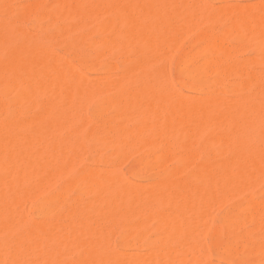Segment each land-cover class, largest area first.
Returning <instances> with one entry per match:
<instances>
[{"label": "bare ground", "instance_id": "6f19581e", "mask_svg": "<svg viewBox=\"0 0 264 264\" xmlns=\"http://www.w3.org/2000/svg\"><path fill=\"white\" fill-rule=\"evenodd\" d=\"M203 1L201 0H63L61 2H58L56 14L58 13L59 15H61V20L63 17H65L64 20L62 21H65V19L68 16H70L68 17V19L69 18L71 19L72 17L73 19L75 18V20H77V23L75 22L74 25L75 27L80 26V24L82 26L83 24L88 23L87 20L89 19L91 20L92 17L95 18H92V21L89 20L90 24L91 22L93 23V20L95 23V19L96 20L99 19V22H101L100 17H102L103 15L102 12H104L103 17L105 16V14L106 15L108 14L107 15L108 18L105 17L107 19L102 21L103 22L102 28L101 27L99 28H101L102 30L103 28L105 30H108L111 33V37L110 38L107 37L106 39L104 38L103 41L100 40L101 43L98 45L102 44L104 47L106 46L108 48L109 45L111 44L114 45L113 43H115L117 44L116 45L117 48L119 46L121 50L124 49L130 51L131 52L130 55L133 54V56H135L134 58H136V60L133 59L135 64H133L132 68L130 67L131 70L130 68H129L130 71L128 69L124 71L122 70L123 71L121 72L122 74L120 73L121 76L120 77L118 76L119 79L113 82L107 81L108 79L104 81H99V77L97 79H94L93 77H92L93 79H88V77L82 74L81 72L77 73L76 75L75 74L73 75V73H71L69 69L70 67H72L73 64H70L71 62L67 60L68 58H66V56L65 59L62 58L63 55L59 54L57 51L56 52H54V50H51L52 52L49 51L50 48L49 49L45 48L44 46L40 45L34 38H32V36L28 35L27 34L28 31H26L27 33L26 32L24 33V31L19 29L23 33L22 32L16 33L12 29L6 28L7 26H5V28L0 27L1 28L0 29V170L6 169L9 178H11L12 181H14L13 186L11 183L12 181L10 182L11 183L10 185H6V183L4 185V183H2L3 185L2 186L0 184L1 230L2 228L3 229L5 228V230L12 229L14 228V225H18L19 223L22 224V222L23 223L26 222L25 221L27 219L26 216L27 214H25L26 211L24 212L23 208H22L23 212L18 211V209L21 210L20 206H23V204L21 203H24L23 202L25 200L24 196L25 198L26 196L28 197V195L32 193V191L33 193L29 195L30 197L36 194H37L36 196H38V194L41 193L40 191H43L42 188L45 187L46 183L52 182L50 180L45 181L41 179L45 177L44 175L43 177L40 176L38 182L37 176L41 174H45L47 175V177H49V179L51 177H52L51 179H53L54 178L53 176H56V181H57L58 178L62 179V177H64L65 173L67 172L71 173L72 175L74 174L73 176L70 175L71 177L68 178V180L66 178L65 179L67 180L66 182L63 181L65 182V184H62L63 182L61 183L63 185L61 188L58 186L57 189L56 187L55 190L56 189L57 190L55 193L53 194L49 193L50 195L48 196L46 195L44 199L40 198L42 200H39L40 202L38 201V203L36 204V209L38 211V214L40 213L39 216L42 215L43 217H45V219L43 220V222L37 224H30L28 229L26 228L27 232L25 231L26 232L25 236L24 235L23 237L21 236V239L17 241L18 247H15L13 245L14 246L13 248L16 249H12L11 247L12 250L11 249L6 250L3 248L5 244L3 245L2 244L3 242L1 243L0 241L1 264H161V263L167 264V262L169 264L172 263L177 264L176 262L180 264V261L182 264H190V263L197 264L198 263L197 260L199 261L200 259L199 256L201 254L206 253L204 256L205 257L206 255L208 256V252H205L207 251L206 250L207 248L205 247V241L203 240L204 237L202 236L203 234H201V237L204 243H202V241L201 243H198L200 241H198V239L196 240V235L198 234L197 231H199L200 233H202L201 231H203V229H200L201 224L202 225L204 224L205 226L208 225L207 223H205L207 222L206 220H209L208 221L209 223L211 221L210 218L212 217V215L209 214L210 212L208 211L211 210L210 206L213 203H217V202L220 203L221 200L228 201L227 199L229 198L230 199L233 197L235 198L236 196L239 197L240 195H243L245 191L248 192V190H250L251 185H253V181H255V184L257 183L256 181L258 180H256V178L260 177L261 179H264V147L262 148L260 147L257 149L256 147L253 148V144H252V138L256 133H257V137L259 136L260 138L264 139V101L257 100L252 95H250L252 96L251 98H248L247 96V98L249 99L248 101L252 103V105H256L255 108L251 109L244 106L247 105L249 107H254L252 105L250 106L249 103L244 104V102L247 101L246 100L247 98L246 99L235 98V101L234 100L231 101V99L227 98L228 97L227 96L226 97V99L228 100L227 101L223 96L224 99H222L223 97L221 98L220 92L218 91L219 89L217 87V84L220 83L218 81H210L204 78L200 71L201 69L199 70L197 68V66L199 65H197L196 67L191 65L192 58L194 57L193 54L195 55L194 52L192 55L189 53H184V54L182 53L180 56H178L179 58L176 66L177 70L175 68L174 69L175 71H178V75L182 76V78L188 77V79H190L188 81H190L191 83V88L190 87L189 88L191 90L193 89V90L202 91L204 93V96L203 95L201 96L203 97L191 95L192 97L194 98L196 97V98L195 99L192 98V100L190 98L189 101H185L180 95L182 93H180L179 90H177V88L174 89L173 88L174 85L168 84L170 81L168 82L165 79H163L166 78L164 77L165 75L164 72H162L163 70L159 72L160 74L162 73L161 75H163V78L160 77V74L158 76V74L155 73L157 72L156 70H154L155 72H150L151 70L148 71V69L150 68L152 69L153 66L151 64L153 63L154 60L156 64V59L159 60L166 59V62L169 61V59H167L169 58L168 55L171 54L169 53V51L174 50L177 43H179V41L182 40V38L180 37H182L184 33L187 31L186 26L189 16H191L193 20H196L195 17L197 18L201 16L202 18L204 17L202 14H204L205 12L204 10H206L207 8L206 7L203 8L202 5ZM5 2H7V0ZM40 5L41 3L40 4L35 3L34 5L30 6L31 9L29 8L30 9L29 11H33L35 13L37 12L38 14H40L41 13ZM5 7L7 6L5 5ZM24 14L25 13H23V15ZM219 14L228 16V18L226 17L229 20L227 21L230 22L228 26V30L237 31V32L240 30V33L242 31L243 33L247 34V36L250 34V37H252L251 35H254L256 37L257 39L256 41L258 44L256 46H258V50L260 52L259 58H261L260 61L261 62L263 61L264 63V11L257 10L255 8L243 9V10L226 8L224 9V11L222 10L221 13ZM23 15H21V17ZM191 17L189 18L188 22L192 20ZM222 19H224V17H222ZM209 21H212V19ZM219 22H221V20L218 21V23ZM208 23L206 22V24ZM70 25L71 24H69V26ZM184 25H186L185 26L186 29L184 28ZM58 27H60V25ZM63 27L65 26L63 25ZM83 27L86 26L83 25ZM57 29L59 30V28ZM184 29L186 30L185 32H183ZM211 29H209L208 32L206 31L207 34L204 33L206 34L204 39L206 40L205 43H207V49H209L208 51H210L212 54L210 58L213 57V60L216 63L218 71L220 70L221 76H223L226 72L229 71L236 72L237 68H240V66L237 67L239 63L237 64L232 60L233 49L231 51L229 50L230 48L228 49L227 45L225 47V45L223 44L222 34H216ZM221 31L223 30L221 29ZM64 33H62L63 36L67 34L66 33L64 35ZM199 36L201 37L203 35H198V37ZM59 37L60 40H62L61 38L63 37L62 36ZM59 37L57 38L59 39ZM71 37L73 38V36ZM192 40H194V37ZM72 41L66 42L67 44H65V47H67L66 49L80 63L85 64L92 68L95 67L101 69V71L104 70L108 72L110 70L111 68L110 65H105L108 63L100 64L99 57L96 56L98 54L94 56L92 54H90L92 56H84L77 50L78 44L76 45L75 42ZM13 43L18 44V46H20L21 48L19 47L20 48L19 50L13 51V49L11 48L13 46ZM116 46L114 45L113 47ZM171 46L172 48L171 50H169ZM62 47L63 46H61V48ZM113 47L111 48L113 49ZM111 48L109 47V49ZM118 50L120 49H117L115 53H118ZM234 53H236V51ZM99 54H101V52H99ZM127 55L125 54V56ZM36 57L44 58L45 60H51L52 63L50 65H47L46 63L39 61ZM206 59L208 58L206 57ZM208 61L205 60L206 66L208 64L207 63ZM197 62L199 64V61ZM161 63L163 62L161 61ZM160 64L158 62V65ZM189 64L191 66H189ZM111 65L113 66V64ZM209 66L207 67V69L209 68ZM211 70L212 69H210V71ZM212 71H214V69ZM259 72H251V73L249 72V74L247 75L244 81L243 79L242 80L240 79V81L242 82L238 83V87L244 88V87H248L249 85H253V87L255 86L257 89L256 90L257 94L263 93L264 73H259ZM49 73L57 74L56 79L54 80L48 79L47 75ZM238 74L239 72H237V75ZM166 76H168L167 73ZM215 80H219V79L216 78ZM228 81L229 80H227V82ZM169 85L172 88H169ZM223 86L225 87L224 84ZM103 88L105 89L111 88L109 89L110 91H112V89L114 90L110 97L108 95L109 98L105 102L108 105H113L114 108L115 107L120 108L122 113L120 115L122 117L121 121H120L121 118L120 116H118L119 118L118 120L113 116L104 117L102 116V114H99L97 119V124L96 122L95 123L93 122L96 125L92 129H90V131L88 130V132L84 133V135L82 132L83 136L81 141H78L77 139L65 141L66 138L65 139L63 138V133L66 128L72 125L77 126L81 124V127L77 126L79 127L78 129L80 130V128L83 127V124L86 125L85 120L83 118L81 119L80 115H78L79 111H80L79 113H81V110L83 108L81 104L83 103L79 104L81 108L78 111V109L76 108L78 105L74 103V105L75 104L77 105L75 107L73 103L71 104L72 100L73 102L74 101L78 102L76 99L81 98V102L86 101L88 104L89 101L84 99H88V100L94 99L95 101V99L99 98L100 95L104 93L105 90ZM230 89L233 91L236 90L237 87L236 88L233 87ZM42 94L43 95L45 94V101H42V97H44ZM46 94L48 96H46ZM40 95H41V99H40ZM188 95H190V93ZM49 96L53 98V100L55 101L53 100L51 101ZM46 99H48V101ZM255 99L257 101H255ZM91 101L93 102V100ZM253 102H255L256 104H253ZM16 103H28V104L30 103V105L32 103V106L36 105L38 106L37 107L38 110L39 109L40 110L34 115L27 114L28 116H24V115L20 116L17 115V113H19L20 111H18V109L14 107V105H17ZM92 104L94 106V103ZM22 111L24 110L22 109ZM163 113H165V115ZM83 114H85V112ZM167 114L168 115L171 114L174 118L172 117L167 118L166 117ZM252 114L253 115L258 114L260 120L258 119L256 122V120H254L255 117L250 116ZM260 114L262 115L261 118H260ZM84 116L86 117V115ZM252 118L254 119L252 120ZM133 120H134V124L129 125V121H133ZM86 121L88 123V116ZM79 130L75 132L79 133ZM183 130L184 132L186 131V133L188 132L187 134L190 133L191 136L190 134L186 135V133L183 132L185 134V137H187L188 139L185 140L186 142L185 144H183V146L181 143L182 150L179 154L180 158H186L194 162L199 152L202 149V144H200L201 141H199V139L204 134L206 135L207 132L209 133V131L215 132V133L211 132L213 134L210 135L207 134V139L209 142H214V143L216 142L219 144L220 157L217 158V156H209L207 160L202 163L201 160L200 163L197 164L198 168L197 169L195 168V170L188 172V175H186L183 178L178 177L176 173L172 174L170 172V175L171 174L172 175L171 176L166 175L165 180L163 179L161 182H158L153 185L152 184L149 185L148 182L146 181L147 184L143 182V186L137 185L138 181H136L137 184L128 181L124 176L111 175L105 169L104 170L107 172L103 173L105 171L101 168L98 169H100V172L101 170H103L102 174L100 172L98 173L96 169H92V168L88 169L89 166L84 171H82L81 169H80L81 171L78 170L79 172L75 171L76 169L75 165L77 164V161L79 159L78 157L79 152L76 150V148L77 149L80 148L81 146L80 144L83 143L82 142L83 140L88 141L89 143V141L95 136L97 137V135H99L100 132H108V134H111L112 136L109 137H112L111 138L113 139L112 143H115V146L119 145L120 150L123 149L128 153L129 150L131 149L133 150V148L138 146L148 148V146L152 145V142L154 146L156 144V143L154 144L155 140L158 139V142L159 140L160 142L161 140L165 141L168 137L173 136L175 133L181 132ZM72 132L73 130H71V132H68L67 135L72 134ZM75 132L73 133L76 135ZM74 134L72 135V137L73 136L75 137ZM105 134H103L102 138H100L99 136L98 138L100 139H97L96 137L95 138L97 139V141L101 139L104 140ZM178 134L180 135V133ZM172 138H174V136ZM166 142L167 140L165 141V144H162L163 146H161L163 148L162 150L164 153V154L162 153V155L163 156L165 155L168 156V154L173 155V153L175 152L174 144H169L170 141H168V144ZM159 145H161V143ZM82 148L84 149V146ZM140 148H138L137 150H139ZM175 148L177 147L175 146ZM255 148L257 150H254ZM206 150L211 151L209 149ZM81 151L83 150L81 149ZM117 151L119 152V149ZM143 151L144 153H146L145 150ZM147 152H151V151L147 150ZM84 153H86V151ZM207 153L208 152H206V155ZM124 154L126 153L124 152ZM141 154L142 153H140L139 155ZM172 155H169L170 156L169 158H173L171 157ZM173 156H175V154ZM39 159L41 160L43 159L44 163L42 162L40 163ZM136 159L138 160V158ZM139 160L144 162L145 158L141 157L140 159L139 157ZM188 161L186 160V162ZM81 166H83V162ZM117 171L118 170H116V172ZM61 173L63 176L61 175ZM58 174H60L61 177L57 178ZM133 175L134 174H132V176ZM11 179H9V181ZM74 179L77 181L82 180L84 184L81 182L80 185H86L87 190H88V186H90L89 189L92 190L94 188V190H96L95 192L96 195H98V197L96 196L97 199L93 203L88 204L87 208L73 207L64 202L63 196L65 195V191L67 190L66 188L68 187L69 189L71 187L70 185L75 183ZM40 180H42L43 183ZM56 181L54 179L52 183L55 184L57 183ZM158 181L160 180L158 179ZM261 182H263V180ZM47 185L49 184L47 183ZM36 189L38 190L41 189V190L38 191ZM34 190L38 192L36 191L34 192ZM253 192L255 193V191ZM262 195L264 197V192H262ZM21 197L23 198L20 199ZM253 200L254 202L255 200L258 201L255 198ZM224 201L221 203H224ZM231 201L233 202V199ZM235 202L237 201L235 200ZM16 203L19 204V205L17 204L19 208L16 205ZM55 203H59V206L62 205L65 208L63 215L64 217L67 218L68 222H61V223H67L65 224L67 226L71 225L72 227L73 225H77V226L82 225L83 228L87 229L88 231V229H90L89 225H102L104 230L107 229L109 230L111 225H120V226L127 225L128 223V222L126 223V220H128L127 218L133 217L135 218V222L134 223L131 222L132 224L129 223L130 224L129 226L134 225L133 227H135L136 225V229H138L137 226L140 227L141 225H143L146 227V223L148 224V221L150 219L151 220L154 219L155 223L158 222V224H155L156 226L154 229H156L157 231V228L159 230L160 227L163 236L157 233L159 235V238L160 237L162 238L160 239L157 238L156 240H154L142 235L140 237L141 238L140 241L142 243H145L144 246L146 245L148 246L149 251H147L146 253L136 254V252L138 251L137 250L134 252L133 254L134 256L131 254L129 258L126 254L127 251H125L126 253H124L123 250L120 251L119 253L120 249L118 248H116L118 249V251H116V249H113V251L116 252H112L111 250H108V249H112L110 247L111 246L113 247V245H110L111 242L109 241L111 239L108 241L106 234H104L107 232L102 231L100 233H96L95 232L96 229L93 228V226H91V228L94 229V231L90 229V231L88 232L85 231V234H82L83 232L82 228L81 229L76 228V231H78L79 229L78 233L80 232V230L82 232L80 234L76 232L77 235H75V233L72 232L74 236L70 234L69 237H67L68 234L66 233H65L66 235L65 237L64 233L61 232L60 229L63 228L62 226L58 228L60 233L57 232L52 225L55 226L61 223L58 222L54 223L53 221H52L53 223L52 222L50 223L46 221V216L48 215V212L51 211V208H53L52 205L53 204L55 205ZM82 204L84 205V203ZM15 205L17 206V209ZM230 205L231 204H229L228 206ZM236 205L238 204L236 203ZM226 208L228 211L229 209H231L229 207ZM226 212L227 211H225V214ZM261 212H264V198L260 202L258 201L255 203L253 202L250 203L249 210L247 209L244 215H246L249 218V220L251 219L252 221L254 216L256 214H260ZM53 213L55 214V212ZM59 213L61 214V212ZM24 215L26 216V218L24 217ZM81 215L85 217L84 220L80 219V221L81 220L83 221L76 223L77 222L75 221L76 218ZM207 217L208 219H205ZM242 218L241 220H243ZM224 220L226 221V217L224 218ZM255 221H257V219ZM223 224L221 225L224 226ZM46 225H51V226H47L46 228ZM49 227H51L52 230ZM229 227H231V225ZM196 228H198L197 231ZM140 229L141 228H139L138 232L140 231ZM249 229H251V227ZM65 230H67V227ZM65 230L63 229L64 232ZM121 230L122 229H120V231ZM8 231L11 232L10 230ZM195 231L197 232V234L195 233ZM141 232H142L141 234H143L144 231ZM69 233H71V231ZM110 233L111 230H109V235ZM159 233H161L160 230ZM214 233L216 236L214 240L212 239L214 244V245L212 244V247L213 246L218 247L219 258L234 259V257H236L238 261L242 262V264H264L263 245H259V244L256 245L251 241H249V239L245 238L242 248L239 250L240 248L239 246V248L236 250L235 239H232L231 237L230 238L228 237L226 239H221L220 230L215 229ZM18 237H20V234ZM198 237H200V235ZM17 238L16 240H18ZM119 238L122 239V237ZM137 238H139V236ZM1 239L2 238H0V240ZM12 242L16 243V241H12ZM118 243L119 242L117 241V244ZM200 244H201V249L205 248V250H202L204 251L203 253L201 250H199ZM236 244H239V242ZM8 245H10V242H8ZM45 246H49L51 250L46 251L45 249L48 247L44 248ZM70 246L79 249L78 253H81L77 261L69 260L59 255V250H58L59 248H62L63 250L65 249L67 250V248L69 249ZM19 247H21L20 248L21 252H19V249H17ZM124 247L125 246H123V248ZM179 247L180 250H177V248ZM103 249H107L108 251H106L105 253H98L100 250L103 251ZM187 249L190 250L188 251ZM191 250H192L191 252L192 254L188 253ZM199 251L201 254L198 253ZM28 252L31 254V255L29 254V256L33 257L34 254L35 259L37 258L38 255L40 256L37 263L35 262V260H33L34 262H30V263H28L30 260H27L28 262L26 261L27 258H25V256L26 254H28ZM69 252H73V251L69 250ZM176 252L177 253L179 252L178 254L180 255L182 253L183 256L181 255L180 258L176 257V259H174L175 256H179L178 254L176 255ZM195 252L196 254L198 253L197 256L199 259H197L196 254L195 256H193L194 255L193 253ZM186 253H188V255H191L193 257L192 259L194 260L192 261V259H190L191 256L188 255L186 256ZM125 256L127 257L125 258ZM185 257L188 258L187 263H185L186 260ZM194 257H196V260ZM174 260L176 262H174ZM212 263L218 264V262L215 263L214 261H212Z\"/></svg>", "mask_w": 264, "mask_h": 264}, {"label": "rangeland", "instance_id": "374dc122", "mask_svg": "<svg viewBox=\"0 0 264 264\" xmlns=\"http://www.w3.org/2000/svg\"><path fill=\"white\" fill-rule=\"evenodd\" d=\"M4 1V2H3ZM6 0H0V27H4L5 28V26H7L6 28H10V29H12L14 32H16V33H18V32H22V31H24V33L26 32V31H28V35H30V36H32V38H34L40 45H42V46H44L45 48H47V49H49V51H51V50H54V52H58L59 54H61V55H63L62 56V58H65V56H66V58H68L67 60L68 61H70L71 63L70 64H73L72 65V67H70L69 69H70V72L71 73H73V75L75 74H77V73H82V74H84V75H86L87 77H88V79H97L98 77H99V81H104V80H107V81H115V80H118L119 79V77L121 76V72H123L124 70H129V68L131 67H133V64H135V62H134V60H136V58H134L135 56H133V54L132 55H130L131 54V52L130 51H128V50H124V49H122L121 50V48L118 46V48H117V44H115V43H113L116 47H113L114 45H109V47L111 48V47H113V49L111 48V49H109V47L107 48L106 46L104 47L102 44L101 45H98V44H100L101 43V41L100 40H104V38L106 39L107 37H111V33L108 31V30H105L104 28H103V30L101 29L102 28V21L103 20H106L107 18H108V14L106 15L105 14V16L103 17V15H104V12H102L103 13V15L102 14H99V15H102V17H100V21L101 22H99V17L97 18L98 20H96L95 19V23H94V20H93V23L91 22V24L89 23V20H87L88 21V23H86V24H83V25H85L86 27H83V25L81 26V24H80V26H77V27H75L74 25H75V22L77 23V20H75V18L73 19V17L70 19H68V17H70V16H68L66 19H65V21H62V20H64V18L65 17H63L62 18V20H61V15H59L58 13L56 14V12H57V5H58V2H61V1H63V0H7V2H5ZM201 1H203V0H201ZM206 1V2H205ZM205 1H203L202 2V5H203V8H207L208 9V12H207V9L206 10H204L203 12H204V14H202L204 17L202 18V16L201 17H195V19L196 20H193V18L191 17V16H189L188 17V20H189V18L191 17L192 18V20H190L189 22H188V20H187V26L186 25H184V28H185V26H186V30L184 29L183 30V32H185L184 33V35L182 36V37H180V38H182V40H178L179 41V43H177V45L175 46V48H174V50H171V48H172V46L170 47V49L169 50H171V51H169V53H171L170 55H168V57L169 58H167V59H169V61L168 62H166V59L165 60H159V59H156V64H155V60L153 61V63L151 64L153 67H152V69L150 68V69H148V71H150V72H155L154 70H156L157 72H155V73H157L158 74V76H159V72H161L162 70V72H164V77H166V78H163V75H161L160 74V77L161 78H163V79H165L166 81H170L168 84H171V85H174L173 86V88L174 89H176L177 88V90H179V92L180 93H182V94H180L181 95V97L185 100V101H189L190 100V98H191V100H192V98L193 99H195L194 97H192L191 95H196V96H198V97H200L201 95H203L204 96V93L202 92V91H200V90H191L190 88H191V83H190V81H188V80H190V79H188V77H183L182 78V76H180V75H178V71H175V69L177 70V62H178V56H180L182 53L184 54V53H189V54H193V52L195 53V55L193 54V58H192V62H191V65L192 66H197V65H202V66H197V68L201 71V73H202V75H203V77L204 78H206V79H208V80H210V81H218L220 84H217V87H218V91L220 92V95H221V98L224 96L225 97V99H226V97L227 98H229V99H231V101L232 100H234L235 101V98H243V99H246L247 98V96H248V98H251L252 96L253 97H255L257 100H261V101H264L263 99H264V92L263 93H260V94H257L256 93V87L254 86L253 87V85H249L248 87H244V88H239L238 87V83H241L242 81H240V79L242 80L243 79V81L246 79V77H247V75L249 74V72L251 73V72H259V73H264V63H263V61L261 62L260 61V59L261 58H259L260 57V52H259V50H258V46H256V45H258L257 44V39H256V37L254 36V35H251L252 37H250V34L247 36V34H245V33H243L242 31H241V33H240V30L237 32V31H231V30H228V26H229V24H230V22H228L229 20L227 19L228 18V16H224L223 14H219V13H221V11L223 10L224 11V9H250V8H255V9H257V10H261V11H264V0H205ZM3 3V4H2ZM40 4L41 3V8H40V14H38L37 12V15H36V13L35 12H33V11H29L30 9H31V7L30 6H32V5H34V4ZM2 4V5H1ZM205 4V5H204ZM5 5L7 6V7H5ZM11 5V6H10ZM43 7H45V8H43ZM30 8V9H29ZM9 9H11V10H9ZM26 9V10H25ZM5 10V11H4ZM42 10V11H41ZM56 10V11H55ZM210 10V11H209ZM2 11H3V13H2ZM30 12V13H29ZM210 12V13H209ZM216 12V13H215ZM18 13V14H17ZM19 13H20V15H19ZM23 13H25L24 15H23ZM27 13V14H26ZM28 13H29V15H28ZM33 13H34V15H33ZM42 13H44V14H42ZM15 14H16V16H15ZM54 14H55V16H54ZM205 14H207V15H205ZM215 14H216V17H215ZM219 14V15H218ZM10 15H12V16H10ZM17 15H18V17H17ZM21 15H23L22 17H21ZM41 15V16H40ZM44 15V16H43ZM198 15H200V14H198ZM14 16V17H13ZM25 16V17H24ZM36 16V17H35ZM39 16V17H38ZM43 16V17H42ZM58 16V17H57ZM98 16V15H97ZM96 16V17H97ZM193 16V15H192ZM197 16V15H196ZM206 16V17H205ZM219 16V17H218ZM21 17V18H20ZM59 17H60V19H59ZM105 17H107V18H105ZM209 17V18H208ZM215 19H214V18ZM222 17H224V19H222ZM227 17V18H226ZM15 18H17V19H15ZM25 18V19H24ZM38 18V19H37ZM92 18H95V17H92ZM92 18H91V20L90 21H92ZM208 18V19H207ZM219 18V19H218ZM22 19V20H21ZM54 19V20H53ZM57 19H59V20H57ZM199 19V20H198ZM201 19H203V20H201ZM212 19V21H209V20H211ZM215 20V22H214V20ZM56 20V21H55ZM221 20V22H219L218 23V21H220ZM223 20V21H222ZM228 20V21H227ZM34 21V22H33ZM97 21V22H96ZM204 21V22H203ZM227 21V22H226ZM206 22L208 23V24H206ZM15 23V24H14ZM36 23V24H35ZM97 23V24H96ZM189 23V24H188ZM212 23V24H211ZM14 24V25H13ZM69 24H71L70 26H71V29H70V26H69ZM87 24H88V27H87ZM90 24V25H89ZM186 24V23H185ZM215 24V25H214ZM219 24V25H218ZM33 25V26H32ZM60 25V27H58ZM62 25V26H61ZM63 25L65 26V27H63ZM73 25V26H72ZM94 25V26H93ZM98 25V26H97ZM210 25V26H209ZM34 26H36V27H34ZM38 26V27H37ZM40 26V27H39ZM209 26V27H208ZM226 26V27H225ZM74 27V28H73ZM78 27H81V28H78ZM91 27V28H90ZM99 27H101V28H99ZM206 27V28H205ZM22 28V29H21ZM57 28H59V30L57 29ZM73 28V29H72ZM90 28V29H89ZM212 28V29H211ZM225 28H226V30H225ZM1 29V28H0ZM15 29V30H14ZM22 30V31H20V30ZM69 29V30H68ZM75 29H77V30H75ZM89 29V30H88ZM209 29H211L214 33H216V34H222V36H223V44L225 45V47H226V45L228 46V49L229 50H231L232 51V49H233V52H232V60L234 61V62H236L238 65H237V67H239L240 66V68H237V70H236V72L235 71H229V72H226L225 74H228V75H223V76H221V73H220V70L218 71V68H217V66H216V63H215V61L213 60V57L212 58H210L211 56H212V54H211V52L210 51H208L209 49H207V43H205V39H204V37H205V35L207 34L206 33V31L208 32V30ZM221 29L223 30V31H221ZM65 30V31H64ZM66 30H68V31H66ZM71 30H72V32H71ZM85 32H84V31ZM105 30V31H104ZM65 33H64V32ZM221 31V32H220ZM225 31V32H224ZM70 32H71V34H70ZM182 32V33H183ZM224 34H223V33ZM233 32V33H232ZM23 33V32H22ZM31 33H32V35H31ZM59 33H60V35H59ZM62 33H64V35L65 36H63V34ZM73 33V34H72ZM79 33V34H78ZM204 33H206V34H204ZM231 33V34H230ZM27 34H25V35H27ZM62 34V35H61ZM77 34V35H76ZM83 34V35H82ZM245 34V35H244ZM24 35V34H23ZM56 35V36H55ZM58 35V36H57ZM83 36V38H82V36ZM110 35V36H109ZM182 35V34H181ZM195 35H196V37H195ZM198 35H203V36H199L198 37ZM241 35V36H240ZM243 35V36H242ZM59 36H62L63 38H61L62 40H60V37ZM71 36H73V38L71 37ZM76 36V37H75ZM81 36V37H80ZM186 36V37H185ZM57 37H59V39L57 38ZM184 37V38H183ZM193 37H194V40H192L193 39ZM202 37H203V39H202ZM255 37V38H254ZM80 38H81V40H80ZM192 38V39H191ZM199 38V39H198ZM201 38V39H200ZM245 38V39H244ZM72 39H73V41H72ZM84 39V40H83ZM63 40H64V42H63ZM66 40V41H65ZM75 40V41H74ZM204 40V41H203ZM248 40V41H247ZM61 41V42H60ZM69 41H72V42H75V44L78 46V48H77V50L82 54V55H84V56H94V55H96V54H98V55H96V56H98L99 57V61H100V64H105V63H108V64H105V65H110V70L108 71V72H106V71H101V69H98V68H92V67H89V66H87V65H85V64H82V63H80L77 59H75V57L73 56V55H71V53L66 49L67 47H65V44H67L66 42H69ZM78 41V42H77ZM86 41V42H85ZM177 41V42H178ZM189 41V42H188ZM251 41V42H250ZM84 42H85V44H84ZM248 42V43H247ZM190 43V44H189ZM15 44V45H14ZM57 44V45H56ZM12 45V44H11ZM187 45V46H186ZM189 45H190V47H189ZM61 46H63L62 48H61ZM82 46V47H81ZM85 46V47H84ZM174 46V45H173ZM20 46H18V44H16V43H13V46L11 47L12 49H13V51H17V50H19L20 48H19ZM99 47H101V48H99ZM103 47V48H102ZM184 47V48H183ZM10 48V49H11ZM106 48V49H105ZM186 48V49H185ZM196 48H198V49H196ZM205 50H204V49ZM11 49V50H12ZM63 49H64V51H63ZM109 49V50H108ZM117 49H120V50H118V53H115L116 51H117ZM193 49V50H192ZM102 50V51H101ZM107 50V51H106ZM111 50V51H110ZM236 51V53H234L235 51ZM120 51V52H119ZM122 51V52H121ZM196 51V52H195ZM52 52V51H51ZM53 52V53H54ZM69 52V53H68ZM99 52H101V54H99ZM107 52V53H106ZM130 52V53H129ZM173 52V53H172ZM94 53V54H93ZM106 53V54H105ZM120 53V54H119ZM122 53V54H121ZM57 54V53H56ZM58 54V55H59ZM89 54V55H88ZM90 54H92V55H90ZM125 54L128 56H125ZM57 55V56H58ZM101 55V56H100ZM102 55H104V56H102ZM120 55V56H119ZM71 56H73V57H71ZM129 56H131V57H129ZM133 56V57H132ZM209 56V57H208ZM61 57V56H60ZM122 58V59H120V58ZM206 57L208 58V59H206ZM39 61H41V62H43V63H46L47 65H50L51 63H52V61L51 60H45L44 58H40V57H36ZM65 58V59H66ZM120 60V62H119V60ZM134 59V60H133ZM194 59V60H193ZM212 60V62H211V60ZM258 59V60H257ZM205 60L206 61H208V60H210V61H208L207 63L211 66V68H210V66L207 64V66H206V63H205ZM242 60V61H241ZM249 60V61H248ZM257 61V63H256V61ZM159 62V64L161 63V61L163 62V63H161L160 65H158V62ZM197 61H199V64H198V62ZM165 62V63H164ZM251 62H252V64H251ZM167 63V64H166ZM211 63V64H210ZM254 63V64H253ZM81 64V65H80ZM111 64H113V66L111 65ZM212 64H214V65H212ZM243 64V65H242ZM84 65V66H83ZM168 65V66H167ZM190 64H189V66H191ZM242 65V66H241ZM156 66V67H155ZM158 66H159V68H158ZM163 66V67H162ZM165 66V67H164ZM209 66V68L207 69V67ZM216 66V67H215ZM253 66V67H252ZM86 69H85V68ZM205 67H206V69H205ZM213 67V68H212ZM126 68V69H125ZM131 68H130V70H131ZM168 68V69H167ZM175 68V69H174ZM165 69V70H164ZM210 69H214V71H210ZM241 69H242V71H241ZM253 71H252V70ZM123 70V71H122ZM129 70V71H130ZM159 70V71H158ZM167 70V71H166ZM202 70H204V71H202ZM209 70V71H208ZM217 70V71H216ZM239 70V71H238ZM248 70V71H247ZM259 70V71H258ZM263 70V71H262ZM166 71V72H165ZM168 71H169V73H168ZM206 71H208V72H206ZM177 72V73H176ZM237 72H239V74H241V75H237ZM242 72V73H241ZM246 72V73H245ZM107 73V74H106ZM121 73V74H120ZM166 73H167V75L168 76H166ZM205 73V74H204ZM208 73V74H207ZM218 74V75H217ZM243 74V75H242ZM72 75V74H71ZM230 75V76H229ZM119 76V77H118ZM209 78H208V77ZM241 76V77H240ZM56 77H57V74H55V73H49L48 75H47V78L48 79H50V80H54V79H56ZM90 77V78H89ZM93 77V78H92ZM107 77V78H106ZM118 77V78H117ZM177 77H178V79H177ZM226 77V78H225ZM228 77V78H227ZM106 78V79H105ZM168 78V79H167ZM179 78H181V79H179ZM213 78V79H212ZM219 79V80H215V79ZM224 80H223V79ZM170 79V80H169ZM182 80H183V83H182ZM185 80V81H184ZM227 80H229L228 82H227ZM234 81V82H233ZM172 82V83H171ZM227 82V83H226ZM226 83V84H225ZM230 83V84H229ZM223 84L225 85V87L223 86ZM227 85V86H226ZM232 85V86H231ZM187 86V87H186ZM184 87H186V88H184ZM190 87V88H189ZM233 87H237V89L236 90H231L230 88H233ZM169 88H172L170 85H169ZM105 91H107V92H105L104 91V93L103 94H101L100 95V100H99V98H97V99H95V101H94V99H91V100H93V102L91 101V100H88V99H84V100H87V101H89L88 102V104H87V102L86 101H83V99H82V101L83 102H81V98L79 99V98H77L76 100L79 102H76V101H74L73 102V100H72V102H71V104L73 103V105H74V103H76L74 106L78 109V111L80 110V108H81V106H83V108H82V110H81V113H79L78 111V115H80V117H81V119L83 118L84 120H85V122H86V125L85 124H83V130H82V128H80V130L78 129L79 127H81V124H79V125H77V126H79V127H77V126H75V125H72V126H69L68 128L70 129H68V128H66L65 130H64V133H65V135H64V133H63V138L65 139V141H67V140H72V139H77L78 141H81L82 140V136L84 135V133H86V132H88V130L90 131V129H92L96 124H97V119H98V116H99V114H102V116H104V117H109V116H113L114 118H116V119H118L119 120V118H118V116H120L122 113H121V110H120V108H118V107H115L114 108V106L113 105H108V104H106V100L111 96V94L113 93V89H112V91H110L109 89H111V88H106V89H108V90H106L105 88H103ZM230 90V91H229ZM222 91V92H221ZM224 91V92H223ZM226 91V92H225ZM253 91V92H252ZM184 93V94H183ZM190 93V95H188ZM249 93V94H248ZM200 94V95H199ZM43 95V94H42ZM108 95H109V97H108ZM250 95H252V96H250ZM10 96H12V95H10ZM44 97H42V101H45V94L43 95ZM46 96H48L47 94H46ZM191 96V97H190ZM203 96H201V97H203ZM260 96V97H259ZM50 97V96H49ZM102 97H103V100H102ZM224 97L222 98V99H224ZM232 97V98H231ZM245 97V98H244ZM263 99H262V98ZM44 98V99H43ZM47 98V97H46ZM246 99L245 101L247 102H244V104H248L249 103V105L251 106L252 105V103H250L248 100L249 99ZM260 98V99H259ZM40 99H41V95H40ZM49 99V98H48ZM48 99H46L47 101H48ZM50 99H51V101L53 100V98H51L50 97ZM49 99V100H50ZM236 99V100H237ZM255 99V101H257ZM80 100V101H79ZM227 100V99H226ZM53 101H55V100H53ZM98 101V102H97ZM102 101H103V104H102ZM228 101V100H227ZM94 103V106H93V104L92 103ZM230 102V101H229ZM80 103H83V104H81V106H79V104ZM98 103V104H97ZM17 105H14V107L16 108V109H18V111H20L19 113H17V115H20V116H28V115H34V114H36L37 112H39V110H38V106H36V105H34V103H33V105L34 106H32V103H31V105H30V103L28 104V103H16ZM19 104V105H18ZM243 104V103H242ZM243 104V105H244ZM253 104H256L255 102H253ZM29 106V107H28ZM102 106V107H101ZM104 106V107H103ZM107 106V107H106ZM244 106H246L247 108H255V106L256 105H252V106H254V107H249V106H247V105H244ZM20 109H19V108ZM21 107H22V109L24 110V111H22V109H21ZM85 107V108H84ZM83 109H84V112H85V114H83L84 112H83ZM120 111H119V110ZM100 110H102V111H100ZM100 112V113H97V112ZM119 111V112H118ZM105 112V113H104ZM25 113V114H24ZM257 113V112H256ZM28 114V115H27ZM97 114V115H96ZM117 115V117H116V115ZM164 115H165V113H163ZM84 115H86V117L84 116ZM92 115H93V117H92ZM84 116V117H83ZM87 116H88V123H87ZM163 116V115H162ZM251 117L253 116V117H255V119L254 118H252V120L254 119V120H256V122H257V120L259 119V115L257 114H255V115H250ZM257 116H258V118H257ZM261 114H260V118H261ZM121 117V116H120ZM165 117V116H164ZM166 117L167 118H174L171 114H167L166 115ZM86 118V119H85ZM94 119V120H93ZM121 119H122V117L120 118V121H121ZM84 120H83V122H84ZM260 120V119H259ZM92 122V123H91ZM96 122V124H94V123ZM90 123V124H89ZM130 124H134V120L133 121H129V125ZM93 125V126H92ZM90 126H92V127H90ZM71 127H72V129H71ZM77 127V128H76ZM76 128V129H75ZM87 129V130H86ZM69 130V131H68ZM71 130H73V132H75V131H77V130H79V133H77V132H75L76 133V135L72 132V134H69V135H71V136H69V135H67L68 134V132H71ZM82 130V131H81ZM67 132V133H66ZM81 132V133H80ZM82 132H83V135H82ZM184 130L183 131H181V132H177V133H175L173 136H174V138H172L173 136H170V137H168L166 140H167V144H168V141H170L169 142V144H174V153H173V155L175 154V156H173L172 154H168V156L167 155H165V156H163L162 155V153H163V148L161 147V146H163L162 144H165V141H162L161 140V142H160V140H159V142L161 143V145H159L160 143L158 142V139L157 140H155L154 141V146H153V142H152V145H150V146H148V148L147 147H141V146H138V147H135L136 148V150H135V148H133V150L131 149V150H129V152L127 153V151H125V150H123V149H121L120 150V147H119V145L117 146H115V143H112V140L113 139H111L112 137H109V136H112L111 134H108V132H100L99 133V135H97V139H100V138H102L103 137V134H105V133H107V134H105V136H104V140H106V141H104L103 139H101V140H98L97 141V139L94 137V138H92L90 141H89V143H88V141H85V140H83L82 142L83 143H81L80 145V148L83 150V151H81V149L80 148H76V150L79 152V155H78V157H79V159H78V161H77V166L75 165V167H76V169H75V171H77V172H79L78 170H82V171H84L88 166V169L89 168H92V169H96V171L99 173L100 172V169H98V168H101V169H105V170H107L111 175H120V176H124L128 181H130V182H133V183H135V184H137V185H141V186H143V182H145L146 183V181L148 182V184L149 185H153V184H156V183H158V182H161L163 179L165 180L166 179V175H168V176H171L173 173H176V175L178 176V177H180V178H183V177H185L186 175H188V172H190V171H193V170H195V168L197 169L198 168V163H200V161H201V163L202 162H204V161H206L207 160V158L209 157V156H217V158H219L220 157V146H219V144L218 143H214V142H209L208 141V139H207V134L208 135H210V134H213V133H215L214 131H209V133L207 132L206 133V135L204 136H202L200 139H199V141H201V143L200 144H202V149H201V151L199 152V154H198V156H197V158H196V160L193 162V161H191V160H189V159H186V158H180L179 157V154H180V152H181V150H182V147H181V143H182V146H183V144H185V140L186 139H188L187 137H185V134L184 133H186V131L184 132ZM211 132H213V133H211ZM103 133V134H102ZM178 133H180V135L178 134ZM188 133V132H187ZM186 133V135H189V134H187ZM75 135V137L73 136L72 137V135ZM80 135V136H79ZM176 135V136H175ZM179 135V136H178ZM184 135V136H183ZM100 136V138H98ZM108 136V137H107ZM190 136H191V134H190ZM190 136H188V137H190ZM106 138V139H105ZM110 138V139H109ZM183 138V139H182ZM204 138V139H203ZM95 139V140H94ZM262 138H260L259 136L257 137V133L253 136V138H252V144H253V148L254 147H256L257 149L258 148H262V147H264V141H262V140H264V139H262ZM94 140V141H93ZM110 140V141H109ZM85 141V142H84ZM93 141V142H92ZM96 141V142H95ZM179 141H180V143H179ZM87 142V143H86ZM115 142V141H114ZM157 142H158V144H157ZM163 142V143H162ZM176 143V145H175V143ZM205 142V143H204ZM89 144V145H88ZM207 144V145H206ZM210 144V145H209ZM84 146V149L82 148L83 146ZM89 147H88V146ZM214 145V146H213ZM175 146L177 147V148H175ZM179 146V147H178ZM259 146V147H258ZM92 147V148H91ZM141 147V148H140ZM151 147V148H150ZM138 148H140L139 150H137ZM203 148H204V150H203ZM217 150H216V149ZM254 149V150H257V149ZM86 149V150H85ZM88 149H89V151H88ZM94 149V150H93ZM119 149V152L117 151ZM177 149V150H176ZM206 149H209V150H211V151H208V150H206ZM92 151V153H91V151ZM123 150V151H122ZM143 150H145V152L146 153H144V151ZM147 150L148 151H151V152H147ZM160 150V151H159ZM162 150V151H161ZM86 151V153H84ZM143 151V152H142ZM177 151V152H176ZM82 152H83V154H82ZM124 152L126 153V154H124ZM132 152H133V154H132ZM135 152V153H134ZM160 152V153H159ZM179 152V153H178ZM206 152H208L207 153V155H206ZM212 152V153H211ZM218 152V153H217ZM121 153V154H120ZM140 153H142L141 155H139ZM178 153V154H177ZM124 154V155H123ZM131 154V155H130ZM162 156H161V155ZM164 154V153H163ZM216 154V155H215ZM87 155V156H86ZM143 155V156H142ZM169 155H172L171 157H173V158H169L170 156ZM82 158H81V157ZM149 156V157H148ZM151 156V157H150ZM162 158H161V157ZM92 157V158H91ZM133 157V158H132ZM134 157H135V159H134ZM139 157H140V159H141V157H144L145 158V161L143 162V161H141V160H139ZM175 157H177V158H175ZM87 158H89V159H87ZM91 158V159H90ZM94 158V159H93ZM118 158H119V160H118ZM136 158H138V160L136 159ZM149 158V159H148ZM163 158H167L166 160L165 159H163ZM205 158V159H204ZM83 159V160H82ZM134 159V160H133ZM40 161V163L42 162V163H44L43 162V159L41 160V159H39ZM186 160L188 161V162H186ZM83 162V166H81L82 165V162ZM137 161V162H136ZM147 161V162H146ZM148 161H150V162H148ZM80 162V163H79ZM140 162V163H139ZM159 163V164H158ZM164 163V164H163ZM79 164V165H78ZM138 164H140V165H138ZM150 164H151V166H150ZM159 167H158V166ZM80 166V167H79ZM85 166V167H84ZM131 166V167H130ZM133 166H135V167H133ZM138 166V167H137ZM142 166H144V167H142ZM149 166V167H148ZM94 167V168H93ZM112 168V169H111ZM135 168V169H134ZM145 168H147V169H145ZM161 168V169H160ZM129 169H131V170H129ZM140 169H142V170H140ZM163 169V170H162ZM80 170V171H81ZM103 170H101V174H102V171ZM104 170V171H105ZM116 170H118L117 172H116ZM162 170V171H161ZM168 170H169V172H168ZM176 170V171H175ZM107 171H105V172H103V173H106ZM120 171V172H119ZM145 171V172H144ZM174 171V172H173ZM179 171V172H178ZM65 172V171H64ZM64 172H63V174H64ZM133 172V173H132ZM138 172V173H137ZM170 172L172 173L171 175H170ZM114 173V174H113ZM161 173V174H160ZM68 174V175H67ZM132 174H134L133 176H132ZM144 174V175H143ZM148 174V175H147ZM43 175L45 176V177H43ZM59 175V176H58ZM57 175V178L58 177H61L60 176V174H58ZM61 175H62V173H61ZM73 176L71 173H65V175H64V177H62V179H60V178H58L57 179V181H56V176H53L54 178L53 179H49V177H47V175H45V174H41V175H39V176H37V178H38V182H39V179H40V176L41 177H43V178H41V179H43V180H45V181H48V180H50V181H54V179H55V181L57 182V183H52V182H47L49 185H47V183H46V185L47 186H49V187H47L45 184V187L44 188H42V190L44 191H40L41 189H36V190H38V191H40L41 193L40 194H38V196H36V195H32V196H34V197H30L29 195H31L32 193H33V191H32V193H30L29 195H28V197L26 196V198H25V196H24V203H21V204H23V206H20V209L21 210H19L18 209V211H20V212H23V210H24V212L26 211V212H28V213H26L25 212V214H27L26 216H27V219L25 220L26 222L25 223H23L22 222V224L21 223H19L18 225H14V228H12V229H7V230H5V228L3 229L2 228V230H1V228H0V230H1V232H0V238H2L0 241H1V243L4 245V249H6V250H8V249H11V247H12V249H16V248H13L14 246L15 247H18V245H17V241H19L20 239H21V236L23 237V235L25 236V233L27 232V229H28V227H29V225L30 224H37V223H40V222H43V220L45 219V217H43L42 215L41 216H39V214H38V211H37V209H36V204L38 203V201L39 200H42V199H44L45 198V196L47 195H50V194H53V193H55L56 192V190L58 189V186L61 188L63 185L62 184H65V182L68 180V178H70L71 176ZM63 176V175H62ZM145 176V177H144ZM11 177V176H10ZM37 178H36V180H37ZM47 180H46V179ZM67 178V180H65ZM260 178V177H259ZM259 178H256V180H258V181H256L257 183L255 184V181H253V185H251V188H250V190H248V192L247 191H245V193H243V195H240L239 197L238 196H236L235 198L233 197V198H229V199H227L228 201H224V203H221V202H223L222 200H221V202L219 203V202H217V203H213L210 207V209L211 210H208L210 213L209 214H211L212 215V217L210 218V223L208 222L209 220H206L207 222H205V219H208V217L207 218H205L204 219V222L205 223H207L208 225H205L204 226V224L202 225H200L201 226V228L200 229H203V231H201L202 233H200L199 231H197L198 230V228H196V231L198 232V234L200 235V237H201V234H203L202 236L204 237L203 238V240L205 241V247L207 248L206 250L207 251H205V252H208V256L206 255V257H207V259H206V257L204 256L205 254L203 253L204 251H202V250H205V248L204 247H202V248H204V249H201V244H200V248H199V250H201L202 251V253L203 254H201L200 253V251L198 252V253H200L201 255H203V256H199V258H198V256H197V254H196V252L195 253H193L194 255L193 256H195V254H196V257H197V259H199V261H201V262H199L198 260H197V264H200V263H202V261H203V263L202 264H204V262H205V264H214V263H212V261H214L215 263L216 262H218V264H237L238 262H240V261H238L237 260V258L236 257H234V259H223V258H219L218 257V247H216V246H213L212 247V244H213V240L215 239V229L216 230H220V238L221 239H226V238H232V239H235V249L237 250L238 248H239V246H240V248H239V250L242 248V245H243V243H244V240H245V238L246 239H249V241H251L252 243H254V244H259V245H263L264 246V212H261L260 214H256L255 216H254V220L252 219V221H251V219L249 220V218L246 216V215H244V213H246V211H247V209L249 210V204L250 203H255V202H260V201H262L263 200V195H262V192H264V179H259ZM9 179H11V178H9V175L7 174V172H6V169L4 170H0V184L2 185V183H4V185H5V183H6V185H10L11 183H12V186L14 185L13 184V182L14 181H12V179L9 181ZM60 179V180H59ZM76 179V178H75ZM74 179V182L75 183H73L72 185H70L69 187L71 188H69L68 189V187L66 188L67 190V192L65 191V195L63 196V199H64V202L65 203H67V204H69V205H71V206H73V207H82V208H87V206H88V204H91V203H93L96 199H97V197H98V195H96V190H94V188L91 190V189H89V187L90 186H88V190H87V186L86 185H80L81 184V182L84 184V182L82 181V180H75ZM158 179L160 180V181H158ZM263 180V182H261ZM12 181V182H11ZM41 182H42V180H40ZM63 181H65V182H63ZM135 181V182H134ZM136 181H138L137 183H136ZM139 181H140V183H139ZM157 181V182H156ZM259 181H260V184H259ZM9 184H8V183ZM11 182V183H10ZM40 182V183H41ZM63 182V183H62ZM77 182V183H76ZM43 183V182H42ZM45 183V182H44ZM50 183H52V184H50ZM62 183V184H61ZM147 184V183H146ZM145 184V185H146ZM262 184H263V186H262ZM61 185V186H60ZM78 185V186H77ZM257 185H259V186H257ZM3 186V185H2ZM52 186V187H51ZM252 186H253V189H252ZM262 186V187H261ZM57 187V189L55 190V188ZM46 188V189H45ZM49 188V189H48ZM262 188V189H261ZM46 191H45V190ZM259 189H260V191H259ZM36 190H34V192L36 191ZM94 190V191H93ZM38 191H36V192H38ZM69 191V192H68ZM253 191H255V193L253 192ZM43 192V193H42ZM259 192V193H258ZM50 193V194H49ZM35 194V193H34ZM63 194H64V192H63ZM244 194H246V195H244ZM67 195V196H66ZM69 195V196H68ZM249 195V196H248ZM36 196V197H35ZM97 196V197H96ZM242 196V197H241ZM246 196V197H245ZM96 197V198H95ZM23 197H21L20 199H22ZM40 198H42V199H40ZM95 198V199H94ZM237 198V199H236ZM242 198V199H241ZM257 199L258 201H256L255 200V202H254V200L253 199ZM233 199V202L231 201ZM252 199V200H251ZM260 199V200H259ZM229 200H230V202H229ZM235 200L237 201V202H235ZM238 200H240V201H238ZM67 201V202H66ZM92 201V202H91ZM244 201V202H243ZM20 202V201H19ZM22 202V201H21ZM40 202V201H39ZM73 202V203H72ZM232 202V203H231ZM235 202V203H234ZM239 202V203H238ZM248 202V203H247ZM35 203V204H34ZM82 203H84V205L82 204ZM86 203H87V205H86ZM236 203L238 204V205H236ZM18 203H16V205H17ZM78 204V205H77ZM216 204V205H215ZM220 204H221V206H220ZM229 204H231L230 206H228ZM234 204V205H233ZM244 204V205H243ZM15 205V206H16ZM19 205V204H18ZM17 205V206H18ZM56 205H57V207H56ZM77 205V206H76ZM214 205V206H213ZM236 205V206H235ZM17 206H16V209H17ZM55 206V207H54ZM232 206H234V207H232ZM240 206V207H239ZM246 206H248V207H246ZM13 207V206H12ZM33 207H35V208H33ZM52 207L53 208H51V211H49L48 212V215L46 216V221L47 222H54V223H61V222H68V220H67V218L66 217H64V215H63V212L65 211V208L62 206V205H60L59 206V203H55V205L53 204L52 205ZM226 207H229V208H231V209H229V211L227 210V208ZM239 207V208H238ZM18 208H19V206H18ZM22 208H23V210H22ZM50 208V207H49ZM63 208H64V210H63ZM14 209V208H13ZM32 209V210H31ZM59 209V210H58ZM238 209V210H237ZM15 210V209H14ZM227 211L226 212V214H225V211ZM232 210V211H231ZM17 211V212H18ZM37 212V214H36V212ZM57 211V212H56ZM234 211V212H233ZM244 211V212H243ZM53 212H55V214L53 213ZM59 212H61V214L59 213ZM222 212V213H221ZM228 212H229V214H228ZM231 212V213H230ZM208 213V212H207ZM224 213V214H223ZM238 213V214H237ZM53 214V215H52ZM56 214H58V215H56ZM209 214H207V215H209ZM223 214V215H222ZM233 216H232V215ZM242 216H241V215ZM29 215V216H28ZM52 217H51V216ZM55 215V216H54ZM210 215V216H211ZM222 215V216H221ZM231 215V216H230ZM261 215V216H260ZM26 216L24 215V217L26 218ZM61 216V217H60ZM229 216V217H228ZM239 216H241V217H239ZM226 217V221L224 220V218ZM232 217H233V219H232ZM243 217V218H242ZM84 216H79V217H77L76 218V220L75 221H77L76 223H78V222H81V221H83L84 220ZM219 218H221V219H219ZM223 218V219H222ZM231 218V219H230ZM236 220H235V219ZM241 218L243 219V220H241ZM245 218V219H244ZM248 218V219H247ZM78 219V220H77ZM80 219H83V220H81L80 221ZM128 220H126V223H127V225H111V227L109 228V230H111V233H110V235H109V230L107 229V228H105V229H107V230H104V228L102 227V225H89L90 226V229H92L91 228V226H93V228H95L96 230H95V232L96 233H100V232H107V233H104V234H106V236H107V239H108V241L109 242H111L110 243V245H113V247L111 246L110 248H112V249H108V250H111L112 252H116V251H118V249H120L119 250V253H120V251H123L124 253H126L125 251H127V256L130 258V256H131V254L133 255L134 254V252L135 251H137L136 252V254H138V253H146L147 251H149V249H148V246L146 245V246H144L145 245V243H142L141 241H140V237L143 235V236H146V237H149V238H151V239H154V240H156L157 238H159V235L158 234H161V236H163L162 234V231H161V229H160V227H159V230H160V232L161 233H159V230H158V228H157V231H156V229H154L155 228V224H158V222L157 223H155V221H154V219H150L149 221H148V224L146 223V227L145 226H143V225H141L140 227L139 226H137V228L138 229H136V225H135V227H133L134 225H131V226H129L130 224H132L131 222H135V218H133V217H129V218H127ZM219 219V220H218ZM257 219V221H255ZM49 220V221H48ZM231 220H233V221H231ZM237 220H238V222L240 223H238L237 222ZM222 221V222H221ZM241 221V222H240ZM246 221V222H245ZM247 221H249V222H247ZM263 221V222H262ZM52 222V223H53ZM229 222V223H228ZM256 222V223H255ZM130 223V224H129ZM203 223V222H202ZM223 223H225V224H223ZM232 223V224H231ZM261 223V224H260ZM62 224V225H61ZM61 224H58V225H52L53 226V228H55V230L57 231V232H59L60 233V231H59V227H63V228H61L60 230H61V232H63L64 233V235H65V233L66 234H68L67 235V237H69V235L70 234H72L73 235V233L72 232H74L75 233V235H77V233H78V231H79V229H78V231H76V228H82V230H83V232L80 230V232L78 233V234H80L81 232H82V234H85V231L86 232H88V231H90V229H88V231H87V229H85V228H83V226L82 225H73L72 227L73 228H75V229H73L72 227H71V225H65V224H67V223H61ZM221 224H223L224 226H222ZM252 224V225H251ZM23 225V226H22ZM231 225V227H229ZM260 225H262V226H260ZM47 226H51V225H46V228H47ZM57 226V227H56ZM102 228H101V227ZM105 226V225H104ZM119 226V227H118ZM158 226H160V225H158ZM199 226V227H200ZM203 226V227H202ZM219 226V227H218ZM256 226V227H255ZM23 227V228H22ZM66 227H67V230H65L66 229ZM213 227V228H212ZM215 227V228H214ZM238 227H240V228H238ZM251 227V229H249ZM253 227H254V229H253ZM16 228V229H15ZM20 230H18V229ZM27 228V229H26ZM49 228H51V227H49ZM72 228V229H71ZM98 228V229H97ZM101 228V229H100ZM119 228V229H118ZM125 228V229H124ZM129 228V229H128ZM139 228H141L140 229V231L138 232V230H139ZM211 228H212V230H211ZM236 229V230H234V229ZM63 229L65 230V232L63 231ZM114 229H115V231H114ZM120 229H122L121 231H120ZM199 229V230H200ZM224 229V230H223ZM231 231H230V230ZM233 229V230H232ZM259 229V230H258ZM8 230H10L11 232H9ZM18 230V231H17ZM51 230H52V228H51ZM74 230V231H73ZM100 230V231H99ZM124 230H125V232H124ZM130 230V231H129ZM16 231V232H15ZM26 231V232H25ZM71 231V233H69ZM92 231H94V229H92ZM114 233H113V232ZM132 231V232H131ZM141 231H144L143 232V234H141L142 232ZM146 231V232H145ZM195 231V233L197 234V232ZM231 232V233H229V232ZM233 231V232H232ZM77 232V233H76ZM118 232V233H117ZM122 232V233H121ZM129 232H131V233H129ZM138 234H137V233ZM211 232V233H210ZM249 232V233H248ZM20 234V237H18L19 236V234ZM121 233V234H120ZM134 233V234H133ZM139 233H140V235H139ZM145 233V234H144ZM158 233V234H157ZM233 233V234H232ZM260 235H259V234ZM15 234V235H14ZM62 234V233H61ZM86 234H88V233H86ZM117 234H118V237H117ZM130 236H128V235ZM135 234H136V236H135ZM197 234V235H198ZM210 234H211V236H210ZM232 234V235H231ZM63 235V234H62ZM109 235V236H108ZM124 235V236H123ZM196 235V240L198 239V241H200V242H198V243H201V241H202V243H204L203 242V240H202V237L200 238V237H198ZM240 235V236H239ZM245 235V236H244ZM74 236V235H73ZM111 236V237H110ZM139 236V238H137ZM151 236V237H150ZM18 239V240H16V238ZM65 237H66V235H65ZM72 237V236H71ZM110 237V238H109ZM119 237H122V239L121 238H119ZM125 237H126V239H125ZM198 237V238H197ZM160 238H162V237H160ZM159 238V239H160ZM200 238V239H199ZM244 238V239H243ZM12 239H14V240H12ZM119 239V240H118ZM125 239V240H124ZM213 239V240H212ZM243 239V240H242ZM11 240V241H10ZM121 240V241H120ZM130 241V243H129V241ZM210 240H211V242H210ZM12 241H16V243L15 242H12ZM117 241L119 242L118 244H120V245H118L117 244ZM8 242H10V245H8ZM210 242V243H209ZM239 242V244H236V243H238ZM259 242V243H258ZM262 242V243H261ZM115 243H116V245H115ZM123 243V244H122ZM137 243V244H136ZM261 243V244H260ZM122 244V245H121ZM129 244V245H128ZM241 244V245H240ZM14 245V246H13ZM128 245V246H127ZM214 245V244H213ZM237 245V246H236ZM115 246V247H114ZM121 246V247H120ZM123 246H125L124 248H123ZM127 246V247H126ZM141 246V247H140ZM144 246V247H143ZM10 247V248H9ZM46 247H48V248H46ZM137 247V248H136ZM212 247V248H211ZM21 247H19V248H17V249H19V252H21L20 249ZM44 248H46L45 250L46 251H49V250H51L50 249V247L49 246H45ZM71 248H72V250H71ZM116 248H118V249H116ZM11 249V250H12ZM23 249V248H22ZM74 249V250H73ZM75 249H76V251H75ZM113 249H116V251H113ZM216 249H217V251H216ZM5 250V251H6ZM59 250V255H61L62 257H64V258H67V259H69V260H75V261H77V259H79V255H81V253H78V251H79V249H77V248H75V247H72V246H70L69 247V249L67 248V250L65 249V250H63L62 248H59L58 249ZM69 250L70 251H73V252H69ZM107 249H103V251L102 250H100L98 253H105L106 251H108ZM133 250V251H132ZM177 250H180V247L179 248H177ZM188 251L190 250V249H187ZM4 251V250H3ZM64 251V252H63ZM24 252H25V249H24ZM67 252H69V253H67ZM77 252V253H76ZM122 252V253H123ZM129 252H132V253H129ZM192 252V250L190 251V252H188V253H191ZM63 253V254H62ZM130 255H129V254ZM179 253V252H178ZM177 252H176V255L178 254ZM188 253H186V256L188 255ZM29 252H28V254H26V256H25V258H27L26 259V261L27 260H30L28 263H30V262H34L33 260H35V262L37 263L38 262V259H39V255L38 254H36V255H38L37 256V258L35 259V256H34V254H33V257L32 256H29ZM192 254V253H191ZM31 255V254H30ZM179 256H175L174 257V259H176V257L178 258H180V256L182 255V253H181V255L180 254H178ZM185 255V254H184ZM127 256H125V258L127 257ZM134 256V255H133ZM132 256V257H133ZM183 256V255H182ZM188 256H191V255H188ZM0 257H1V254H0ZM81 257V256H80ZM196 257H194L195 258V260H196ZM202 257H204V258H202ZM218 259H217V258ZM33 258V259H32ZM184 258V257H183ZM186 258V257H185ZM193 257L191 256V258L190 259H192ZM187 259L188 258H186V260H185V263H187L188 261H187ZM40 260H41V258H40ZM40 260H39V263H40ZM194 259H192V261H193ZM205 260V261H204ZM226 260V261H225ZM170 261V260H169ZM182 261H183V259H182ZM1 262V261H0ZM174 262H176L175 260H174ZM195 262V261H194ZM209 262V263H208ZM166 263V262H165ZM177 264H178V262H176ZM190 263V262H189ZM196 263V262H195ZM1 264V263H0ZM161 264H163V263H161ZM167 264H169L168 262H167ZM173 264V263H172ZM175 264V263H174ZM180 264H182L181 263V261H180ZM190 264H192V263H190ZM194 264V263H193ZM217 264V263H216ZM238 264H242V262H240V263H238Z\"/></svg>", "mask_w": 264, "mask_h": 264}]
</instances>
